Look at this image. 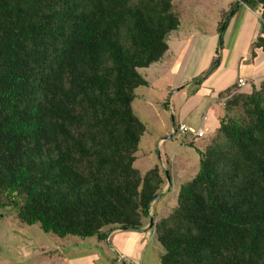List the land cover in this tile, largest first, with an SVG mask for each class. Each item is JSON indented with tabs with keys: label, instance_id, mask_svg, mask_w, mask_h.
<instances>
[{
	"label": "trees",
	"instance_id": "obj_1",
	"mask_svg": "<svg viewBox=\"0 0 264 264\" xmlns=\"http://www.w3.org/2000/svg\"><path fill=\"white\" fill-rule=\"evenodd\" d=\"M174 1L0 0V207L18 223L99 240L105 228L143 227L169 174L134 168L145 125L132 102L147 86L139 70L179 28ZM238 2L262 16L253 57L264 50V0H236L218 32ZM218 98L196 174L153 225L158 264H264V79Z\"/></svg>",
	"mask_w": 264,
	"mask_h": 264
},
{
	"label": "crops",
	"instance_id": "obj_2",
	"mask_svg": "<svg viewBox=\"0 0 264 264\" xmlns=\"http://www.w3.org/2000/svg\"><path fill=\"white\" fill-rule=\"evenodd\" d=\"M235 1L175 0L174 5L180 15L179 28L168 37V48L160 60L149 66L152 80L168 79V89H175L173 93H177V100L173 99L172 107L166 101L167 110L177 114L179 119L177 125L183 124L191 128H195L196 125V129L205 130L202 137L187 140V144L190 143L193 149L202 150L209 144L203 140L201 146H194L204 137H209L211 140L218 125L217 119L223 113V100L218 98L222 92L236 85L239 78L245 81L244 86H237L242 91L257 86L264 79V50L255 49L253 57H250L251 44L260 35V22L256 11L238 2L234 7V13L225 23L221 35L220 31L218 32L221 14L227 12ZM205 17L208 21L204 23ZM199 22L205 28L195 27ZM261 36L264 37V32ZM215 59L218 64L216 69L200 86L195 87L192 80L201 76ZM144 78L149 86L148 79L146 76ZM178 88L180 89L176 90ZM199 112L203 114L197 118L195 115ZM171 186L169 178V181L163 185L160 196L150 204L148 217L151 221L146 218L143 227L138 231L105 228L104 240L96 237L81 241L70 237L55 240L45 237L42 240L47 242L48 246L51 245L58 259L67 260L70 255L76 257L72 260V264H95L97 258L89 261L79 258L83 254L84 256L89 254L83 251L91 248L101 250L107 258L113 260L114 264L120 262L144 264L145 261L155 259L160 252L156 248L158 244L153 233V225L158 219L163 218L160 217L162 211L173 195L170 191ZM84 243H87L86 246ZM105 244L108 245V250ZM34 246L30 243L28 249L35 252L38 246ZM43 248V245L39 246V249ZM149 250L154 257L151 252L148 253Z\"/></svg>",
	"mask_w": 264,
	"mask_h": 264
},
{
	"label": "rangeland",
	"instance_id": "obj_3",
	"mask_svg": "<svg viewBox=\"0 0 264 264\" xmlns=\"http://www.w3.org/2000/svg\"><path fill=\"white\" fill-rule=\"evenodd\" d=\"M207 21L208 18L205 17L204 23ZM198 24L195 27L205 28L200 22ZM182 26H184V23ZM149 70V67L139 70V73L143 77L146 76L150 84L147 87L137 88L134 91L135 97L132 102L134 115L145 125V132L140 138L133 166L140 174H143L154 166L158 167L162 172L164 169L167 170L172 185L170 191L173 195H171V199L168 201L160 216L165 217L176 205L175 195L180 185L189 181L196 174L198 170V156L194 149L187 144V140H191L189 135H184L177 131L171 138H168L172 130L171 114L174 117V125L178 123L179 119L175 112L164 110L162 104L168 101L169 106L172 107L173 99L175 101L177 100V93H173L175 89H168V79L161 78V80H152ZM202 114V112H199L195 116L200 118ZM185 123H187V120ZM194 129H196V125ZM160 139L162 140L160 141ZM203 140L204 142H210L209 137H204L199 142H196L194 146H201L200 144ZM163 174L165 176L164 172ZM45 237L54 238L53 240L58 238L55 235L43 233L37 224L26 226L18 223L13 208L0 207V264L73 263L72 260L76 259V257L72 255L68 256L67 260L58 259L59 257L55 254L51 245L48 246V243L42 240ZM70 238L81 241L77 237ZM30 243L38 246L35 252L28 249ZM84 244L86 246L87 243ZM41 245L44 247L42 250L39 249ZM105 246L108 250V245L105 244ZM156 246L157 250L161 251L160 247L158 245ZM87 252L89 254L85 256L83 254L81 257H78L87 261L97 258L95 264H114L113 260L107 258L101 250L91 248L90 250L85 249L83 251V253ZM149 252L151 251L149 250ZM151 254L154 257L152 252ZM112 256L115 258L113 252ZM119 264L123 263L120 262ZM144 264H158V256H155V259L151 261H145Z\"/></svg>",
	"mask_w": 264,
	"mask_h": 264
},
{
	"label": "built area",
	"instance_id": "obj_4",
	"mask_svg": "<svg viewBox=\"0 0 264 264\" xmlns=\"http://www.w3.org/2000/svg\"><path fill=\"white\" fill-rule=\"evenodd\" d=\"M258 20H259V22L262 21V16L259 15V14H258ZM244 85H245V81L242 78H239L237 80V86L241 87V86H244ZM177 131L179 133H181V134L189 135L190 139L200 138L205 133V130H203L202 128L194 129V128H191V127H187V126H185L183 124L178 125Z\"/></svg>",
	"mask_w": 264,
	"mask_h": 264
},
{
	"label": "water",
	"instance_id": "obj_5",
	"mask_svg": "<svg viewBox=\"0 0 264 264\" xmlns=\"http://www.w3.org/2000/svg\"><path fill=\"white\" fill-rule=\"evenodd\" d=\"M234 11H235V9H233V10L230 12V14L234 13ZM228 18H229V17H226V18L224 19L222 25H221V28H220V35H221V33H222L223 29H224L225 23L227 22ZM179 89H180V88H178V89H176V90H179ZM171 127H172V131H171L170 135L168 136V138H171V137L175 134V129H174V117H173L172 114H171ZM164 173H165V175H166V172H164ZM168 180H169V178L166 177V181H168ZM159 196H160V194L157 196V198H158ZM157 198H156V199H157ZM148 219H149V221H151V218H150V217H148Z\"/></svg>",
	"mask_w": 264,
	"mask_h": 264
}]
</instances>
